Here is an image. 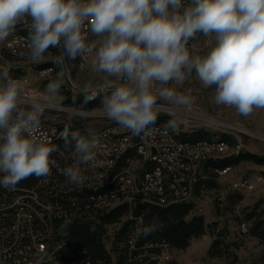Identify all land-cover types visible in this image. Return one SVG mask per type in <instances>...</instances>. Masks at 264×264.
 <instances>
[{
    "label": "clouds",
    "instance_id": "1",
    "mask_svg": "<svg viewBox=\"0 0 264 264\" xmlns=\"http://www.w3.org/2000/svg\"><path fill=\"white\" fill-rule=\"evenodd\" d=\"M21 22L29 30L33 61L61 48L56 64L91 56L93 71L116 78L108 82L111 93L102 94L103 113L133 135L152 134L158 98L194 103L171 88L156 91L157 84L182 82L193 69L205 87L216 86L217 104L242 116L264 108V0H0V42ZM88 31L98 39L88 42ZM197 33L215 41L203 57H192L187 47ZM62 75L46 86L52 101L59 99ZM0 80V185L13 190L28 177L51 176L57 147L39 133L44 106L20 107L21 88L7 68ZM93 98L86 95L85 102ZM169 126L176 129L177 121ZM61 139L77 158L60 171L69 184L83 186L82 166L95 159L100 138L92 130L84 135L66 127ZM159 227L153 222L137 232L147 236Z\"/></svg>",
    "mask_w": 264,
    "mask_h": 264
},
{
    "label": "built area",
    "instance_id": "2",
    "mask_svg": "<svg viewBox=\"0 0 264 264\" xmlns=\"http://www.w3.org/2000/svg\"><path fill=\"white\" fill-rule=\"evenodd\" d=\"M25 29H28L24 22L18 23L15 32L7 40L0 42V73L9 65L21 64L27 70V79L12 78L18 82H28V70L35 73L42 82H50L54 79H47V72L51 70H38V63L47 60H54L61 55V48H50L48 58L44 62L31 64L27 62V40ZM87 30V29H86ZM88 36H93L88 31ZM215 41L211 36H204L197 33L194 39L189 40L188 50L192 55H203L214 47ZM85 58H79L77 67L84 63ZM66 69V59L59 64V70ZM3 81L0 80V83ZM161 87L174 89L178 94L194 97V103L179 107L174 101L158 98L159 111L168 115V122H160L150 125L152 134L143 136L133 135L129 130L111 121L105 126H88L90 118L86 112L73 113L71 110L76 106L64 104L65 106L50 104L45 108L41 117L39 133L47 137L57 147L50 159L57 162L58 167L51 168V176L38 178V182L31 186L20 181L13 190L0 185V264H88L82 259H69V247L66 242L58 241L56 234L47 232V223H39L34 219V207H42L43 213L49 216H57L58 222L70 223L73 221L92 222L98 220L100 214L109 212L118 206H126L127 213L119 220L111 224H105L106 232L103 236L105 246H108L112 257L115 256L113 242L116 233L123 222L133 220L134 208L139 204H157V201H136V194L139 191V182H147V188H154V194L162 195L161 180L157 178L156 167L163 163L164 154H172L174 163H165L173 166L174 180L169 189L177 191V200H191L185 197L186 182H193L203 176L206 160L201 157H192L193 147L211 149L212 145L207 143H170L166 134V127L169 121L175 119L179 129H195L215 127L216 118L212 117L211 111L203 110L198 104L199 92L196 86L191 83L189 77L182 82H170L167 85H156L158 92ZM82 90H73L71 93L82 94ZM45 95L40 87H30L20 94L21 101L28 103H39L34 100ZM90 96V92L86 94ZM84 95V96H86ZM31 99V100H29ZM95 99H89L93 101ZM87 101V102H88ZM81 105H85L84 103ZM79 108V106H78ZM97 108V107H96ZM95 108V109H96ZM79 126L75 127L77 124ZM70 131L79 130L86 135L92 130L96 135L107 136L115 141V148H106V143L94 149L95 159L86 166H82L84 175L87 176L83 186L69 184L62 175L60 169L71 166L77 158L72 147L65 148L64 142L55 143V136L61 135L65 128ZM154 127H161V135H154ZM133 143H140V150L136 153H129V146ZM238 149L239 146H238ZM148 158H155V169L150 173H143V164L148 163ZM224 157H209L219 159ZM232 167L216 171L219 176L227 174ZM109 170H120L119 178H109ZM262 180L256 174H246L241 177L237 186H242V193L251 191L255 185ZM205 190L203 194L209 193ZM194 197V195H193ZM2 203H9V210H2ZM161 205V204H158ZM138 227L142 218H136ZM116 225L115 232L110 233L108 226ZM140 234L137 228L131 233L132 240L129 247H135V237ZM247 234V233H245ZM170 249L164 246L160 254ZM155 256V259H156ZM114 260V257H113Z\"/></svg>",
    "mask_w": 264,
    "mask_h": 264
},
{
    "label": "rangeland",
    "instance_id": "3",
    "mask_svg": "<svg viewBox=\"0 0 264 264\" xmlns=\"http://www.w3.org/2000/svg\"><path fill=\"white\" fill-rule=\"evenodd\" d=\"M91 39L95 41L98 38L91 36ZM207 54L208 53L205 52L203 55L199 56L203 57ZM196 56L198 55H192V57ZM47 58L48 53L45 52L44 59L38 62H44ZM25 59H27V62H31V64L38 63L30 58L29 53ZM53 61L54 60H47L44 63H38V66L52 63ZM90 61L91 56H88L79 67L68 62L66 64V69L61 70V72L59 66H56L54 72L47 73V79L54 80L58 78V74H63L59 99L57 101H52L46 92V86L49 82H42L31 70H28L29 81L19 82L21 93L30 87H40L45 92V95L33 99L39 101L44 108L48 107L50 104H61L65 106L64 104L67 98L66 93H70V88L73 90H82L84 91L82 92L84 95L88 92L91 94L95 91L100 92L98 93L99 97L104 93L110 94L113 89L107 86L108 82L115 81L116 78L107 77L106 74L93 71ZM8 67H15L17 70L23 71L25 77L21 79H27V70L21 64H13ZM186 75L199 92L198 104H200L203 110L212 112L211 116L217 119L215 120V127L221 128L202 129L221 132L231 136L235 140V145H230L229 148H212L210 150L204 149V151L218 157H228L236 155L239 151H243L255 154L264 159V108H253L251 114L242 116L234 107L217 104L215 102L216 86L212 85L211 87H205L199 80L194 69L191 74L186 73ZM86 85H90L87 91H85ZM71 95L79 94L71 93ZM30 104L31 103L22 101L20 107L27 109ZM176 105L179 107L184 106L180 104ZM77 110H79V112H86V117L90 118L87 124L88 126L100 127L111 122V120L105 117L101 103L96 109L87 108L85 105H79V108L76 106L71 110V115H73V113L79 114ZM157 116H160L161 122H168V115L163 114V112H158ZM172 132L177 134L179 138L182 133H190V129H179V127H177L176 129L172 128ZM238 146L240 148L239 151L237 148ZM201 151L202 149H198L192 151V153L194 152L193 154H197ZM246 174H256L261 177L262 180H260L251 191L242 193V191L238 190L237 183L239 179ZM215 182L216 185L209 193L196 195L194 190V197L192 195L191 198V202L195 204L196 213L202 214L205 217L207 224L206 234L193 238L186 249L165 250L163 256L157 257V264H264V244L260 243L252 234H245L241 226V222L243 221L251 224L247 219V214L260 199L264 198V163L256 164L249 161H242L233 166L231 171L227 174L222 176L217 175ZM238 194L242 195L243 199L234 204L229 197L234 199ZM212 225H215L220 230H224L226 233V241L230 247L226 248L223 256L210 257L208 254L212 242L210 236ZM116 228V225L108 226V231L113 233ZM106 249L109 252L108 246H106ZM113 257L115 260L116 256ZM233 260H235L234 263Z\"/></svg>",
    "mask_w": 264,
    "mask_h": 264
},
{
    "label": "trees",
    "instance_id": "4",
    "mask_svg": "<svg viewBox=\"0 0 264 264\" xmlns=\"http://www.w3.org/2000/svg\"><path fill=\"white\" fill-rule=\"evenodd\" d=\"M28 34L29 32H26L27 36ZM66 60L71 64L77 65L79 58L77 57L75 60L66 58ZM56 66V64L48 63L38 66V70L46 67H53L55 69ZM21 75L22 71L19 70L9 72L11 78H18ZM66 95L65 104L79 106L84 103L90 109L98 107L102 100V95L88 102H85L84 95H71L68 92ZM160 122L161 119H156L155 124ZM79 125L80 123L75 127ZM179 138L181 141L188 143H197L203 140L209 142H224L229 146L235 143V140L231 136L208 129H198L191 133H182ZM62 142L58 141L57 143ZM242 161H249L256 164L264 163V159L261 157L243 151L224 158L207 159L203 176L196 179L194 185L195 194L202 195L205 190H211L216 185L215 180L218 175L216 171L233 167ZM150 167H152V164ZM37 182L38 178L36 176H31L23 180V183L27 186H31ZM171 194V192H168L163 202L159 200V197H153L152 199L157 201V204L144 203L134 208L135 219H129L123 222L121 228L116 233L112 250L116 256L115 260H113L111 253L107 251L103 242V236L106 232L105 224L119 221L127 213V207L124 205L100 214L98 220L92 222L73 221L64 223L61 221L58 222V219H56V239L66 242L69 247H73L74 249L72 251L78 259H82L91 264H157L158 256L156 255L161 253L164 246H168L170 249L183 250L190 245L193 238L206 234L207 224L205 217L202 214L196 213L194 202L183 200L173 201ZM229 198L235 204L242 200L243 196L238 194L234 199L232 197ZM138 217L142 218V223L139 228L153 222L160 225V227L147 236L140 232L135 237V247L131 250L129 243L132 238L130 236L133 229L138 228L136 221ZM247 219L251 224H248L246 221L241 222V224L245 223L248 225L247 234H252L260 243L264 244V198L260 199L254 205L252 210L247 214ZM210 236L212 242L208 250L209 256H223L226 248L230 247L226 241L225 231L212 225ZM234 262L235 260H233Z\"/></svg>",
    "mask_w": 264,
    "mask_h": 264
},
{
    "label": "bare ground",
    "instance_id": "5",
    "mask_svg": "<svg viewBox=\"0 0 264 264\" xmlns=\"http://www.w3.org/2000/svg\"><path fill=\"white\" fill-rule=\"evenodd\" d=\"M26 32H29V30L25 29V36H27ZM91 41H92L91 36H88V42H91ZM28 51H29V49L27 50V54L29 53ZM61 54H62V49H61ZM78 58H81V57L78 56ZM52 63L56 64L54 61ZM67 63L68 62L66 60V64ZM56 65H57V67L59 66V64H56ZM19 69H21V68H19ZM8 70H9V72L10 71H18L17 68H15V67L14 68L8 67ZM42 70H51V72H54L53 67H46ZM51 72H47V73H51ZM22 77L24 78L25 75L22 74L20 76V79ZM185 77H188V76L185 74ZM98 93H100V92L95 91V92L91 93L90 96H94L96 98L98 96ZM74 94H76V93H74ZM95 98H93V99H95ZM198 99H199V95H198ZM157 119H161L160 116H157ZM166 134H167V136H169L170 143H181V140L178 138L177 134L173 133L172 128H170L169 126L166 127ZM154 135H161V127H154ZM58 141H61V142L63 141L61 139V135L55 136V143H57ZM100 143H106V148H115V141L113 138H107V136H100ZM197 143L210 144V145H212V148H214V149L229 148V145L224 143V142H209L207 140H203V141H199ZM198 149H202V148L201 147H193L192 151H195ZM136 150H140V143H133V146H129V153H136ZM205 150H210V149H205ZM239 150L240 149H238V151ZM202 151H204V149H202ZM202 151L198 152L197 154H193L194 153L193 152L192 157H201V160H207V159H209V157H218V156L212 155L211 153H207L205 151L202 152ZM165 163H174V158H172V154H164L163 163H158L157 167H156L157 178L161 180V189H162V192H165V193H162V195L158 196V194H154V188H147V182H139V189H147V191L137 192L136 201H155L152 198L153 197H159V200L161 202H163L166 199L168 192L172 193L171 198L173 197V199H172L173 201L177 200V191L169 189V185H172L173 180H174L173 166H167V165H165ZM151 164H152V167H150ZM154 169H155V158H148V163L143 164V173L153 172ZM2 175L3 174L0 173V177H2ZM119 177H120V170H109V178H119ZM22 183H23V180H22ZM237 188H238V190L242 191V186H237ZM193 192H194L193 182H186V186H185V197H186V199H191ZM183 201H191V200H183ZM2 210H9V203H2ZM34 219L36 220V222H39V223H47V232H49L50 234H55V220L58 219L57 216H49V218H48V215L43 213L42 207H34ZM241 226H242L243 232L247 233L248 232V226L245 223H242ZM69 259H78L72 250L69 252ZM87 263L91 264L89 262H87Z\"/></svg>",
    "mask_w": 264,
    "mask_h": 264
},
{
    "label": "crops",
    "instance_id": "6",
    "mask_svg": "<svg viewBox=\"0 0 264 264\" xmlns=\"http://www.w3.org/2000/svg\"><path fill=\"white\" fill-rule=\"evenodd\" d=\"M22 74H23V72H22Z\"/></svg>",
    "mask_w": 264,
    "mask_h": 264
}]
</instances>
